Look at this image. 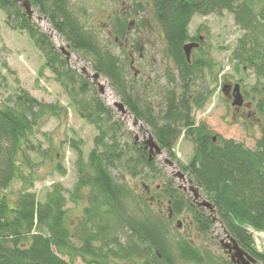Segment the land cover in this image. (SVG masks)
<instances>
[{
  "label": "trees",
  "instance_id": "1",
  "mask_svg": "<svg viewBox=\"0 0 264 264\" xmlns=\"http://www.w3.org/2000/svg\"><path fill=\"white\" fill-rule=\"evenodd\" d=\"M30 1L73 52L92 58L93 69L110 82L131 114L152 129L163 149L175 157L173 149L181 136L192 142L193 153L184 171L216 206L221 222L240 246L264 263V254L255 249L254 239V232L264 233V139L254 149L234 140L214 141L209 127L196 123L195 111L206 105L210 91L194 92V82L205 68L213 73L214 65L205 58L188 61L183 49L188 42L203 45V41L190 36L194 16L232 14L245 33L232 60L254 72L257 83L251 89V100L264 115V0H138L151 6L153 19L164 36L165 53L175 68L169 72L171 88L179 81L184 89L182 94L173 90L156 115L150 113L146 103L140 106L134 101L136 86L128 80L123 62L81 24L70 0ZM0 10L11 30L29 36L44 56L45 68L68 95L78 115L98 131L86 164L89 170L81 158V141L71 143L81 162L73 198L87 203L78 225L73 226L63 187L54 186L43 202L29 191L39 167L49 158L40 156V162H33L28 153L39 151L31 136L45 119H61L65 109L40 102L25 90L0 107V264H74L75 257L90 258L87 264H110L112 259L131 264H179L178 257L187 263L217 264L210 254L185 239L175 243L179 254H174L169 244L168 218L154 214L141 198L134 202V189L111 173L117 169L132 178L144 175L155 182L163 178L155 160L149 161L134 141L122 142L123 137L130 136L124 124L116 120L94 91L92 95L93 84L70 67L50 34L30 21L15 0H0ZM128 30L112 27V34L124 43ZM17 180L22 189L17 200L11 202L5 191ZM161 188L164 195L159 198L171 201L177 215L189 212L198 232L208 236L210 218L191 207L172 181L167 180ZM132 202L139 213L130 208Z\"/></svg>",
  "mask_w": 264,
  "mask_h": 264
},
{
  "label": "rangeland",
  "instance_id": "2",
  "mask_svg": "<svg viewBox=\"0 0 264 264\" xmlns=\"http://www.w3.org/2000/svg\"><path fill=\"white\" fill-rule=\"evenodd\" d=\"M115 2L113 0H70V6L81 24L97 37L100 45L109 48L121 59L126 71H128V80L134 81V87L136 86L134 91L137 92L139 82L135 78V70L131 67L130 57L134 52V45L137 43V40L131 35L129 41L121 45L120 42L115 40V36H111L112 27H105L104 24L106 22V14L111 12ZM126 3L129 4L130 0H126ZM148 7L150 12L149 18L152 23L156 24L153 19L151 6ZM34 9L36 15L39 16L38 10L35 7ZM5 21L6 16L0 10V107L7 100H13L16 95L20 94L22 90H25L40 102L58 104L65 109L61 119H45L36 128L33 136H31L32 143L39 151L37 153H28L33 162H40V156L52 159L48 158L44 160V164L39 167V172L36 174L37 180L29 191L36 194L38 201L43 202L46 194L54 186L58 185L63 187L69 223L77 226L87 203L84 200L79 201L73 198L80 177L81 162L79 153L72 147L71 143L72 140L81 141V158L85 169L89 170L86 164L89 161V155L94 149V141L98 136V131L93 125L78 115L68 95L54 80V76L50 70L45 68L44 56L35 47L29 36L25 32L11 30ZM33 23H36L44 32L50 34L57 48L62 45H67L62 36L52 29L47 19L40 22L35 20ZM189 31L191 37L199 39L202 36L203 38V45L200 46L199 50L195 49L192 51L191 59L205 58L214 65L213 73L205 68L202 73L198 74L199 78L194 82V86H196L192 89L194 92L197 90L210 91V97L206 105L195 111L194 118L196 123H205L212 131L213 137L234 140L243 143L248 148H256L260 141L264 139V115L259 113L256 103L251 100V89L257 83V78L252 70L238 66L232 60L233 51L237 47L239 39L245 33L235 24L233 15L228 12H224L222 15H210L206 17L196 15L191 21ZM161 54L163 58L157 56L156 62L150 64V69L144 75V83L148 85V78L151 77L150 87L153 83L152 87L156 92L160 93L158 97L156 94L151 97V101L154 102L157 110L165 107V100L171 95L173 90L177 94H182L184 91L180 87L179 81L175 84V88H171L169 72L171 71L173 73L175 69L174 63L168 58L165 52L163 53L162 51ZM69 65L80 74L81 68L84 66L88 67L90 72L94 71L92 58L84 56L79 51L73 52V57L69 61ZM139 66L137 65L136 69ZM86 79L89 80L88 78ZM89 81L92 83L91 80ZM225 81L240 83L245 96L252 104L250 108L243 110L244 112L241 116H237V120L233 118L232 107L223 98L221 93ZM103 82L107 85L105 96H101L94 85H92L93 89H90V92L94 91L96 93V96L102 103L112 110L116 120L123 123L126 131L130 133V136L126 135V137H123L122 142L132 143L135 138V133L140 134V128L134 127V116L132 114L124 117L117 112L113 104L115 101L121 100V98L110 86V82L104 77ZM108 93L110 95L112 94L115 99H109L107 96ZM144 127L153 134L150 127L146 124H144ZM193 148L192 142L184 136H181L173 149L175 157L171 153L167 154L166 152L164 155L157 157L155 159V166L163 178L155 182L151 178L145 179L144 175L139 178H132L124 171L119 173L117 169H112L111 173L118 181L125 182L129 187L134 189L137 194L134 202L141 198L154 214H158L160 213L158 206L149 203L147 195L141 189V184H149L155 189L156 186H164L167 180L172 181L174 179V169L165 164L167 158L173 160L177 168L186 173L183 167L189 164ZM59 166L60 169H58ZM25 173L28 174L29 170L25 169ZM186 177V181L184 182L176 179L173 185L175 187L178 185L189 187L190 184L187 179L191 178L188 173H186ZM136 184L140 186L139 189H135ZM21 189L22 183L19 180L14 181L11 187L5 191V195H8L10 201L13 202L19 197ZM200 194L204 199L209 200L202 189L200 190ZM134 202L129 204L130 208H133L132 211L139 213V210L137 211L135 208ZM165 202L167 204L168 201L165 200ZM206 212V215L210 218V212L207 210ZM161 215L164 220H167L168 210L165 209ZM216 217L221 221L218 212H216ZM176 225V222H170L169 229L167 230L169 232V244L176 256L179 253L175 247V243L181 239H185L194 244L195 247H201V251L210 254L217 261V264L230 262L220 246V239L224 233L222 225L219 222L216 224L212 223V228L208 236L201 235L198 232L196 224L188 236L184 235L182 230H177ZM256 234L257 232H254V239ZM255 249L264 254V234L257 235ZM60 256L64 260L70 261L69 257ZM75 258L74 264H87L91 260L88 257L85 258L86 260L82 257ZM178 260L180 262L179 264H194L184 262L179 257ZM111 261L110 264H131L117 259H112Z\"/></svg>",
  "mask_w": 264,
  "mask_h": 264
},
{
  "label": "flooded vegetation",
  "instance_id": "3",
  "mask_svg": "<svg viewBox=\"0 0 264 264\" xmlns=\"http://www.w3.org/2000/svg\"><path fill=\"white\" fill-rule=\"evenodd\" d=\"M116 1L111 9V12L106 14V22H104L105 27H129L127 31V38L125 39L124 43L126 44L129 41L131 35H133L137 43L134 45V52L131 54V67L135 70V78L139 82V88L137 92H135L134 101L141 106V103H146L150 113L154 115L158 114L160 110H157L154 102L151 101L152 95L160 96L159 92L152 87L153 83L150 87V83L152 78H148V85L144 83L145 72L150 69V64L156 62V57H162V51L165 52L166 49V42L164 40L163 34L159 31V28L156 24L151 22L149 18L150 12L148 4L144 1L140 3L138 0H130V3L127 4L126 0H113ZM140 6V8H139ZM126 22V25L123 24ZM111 36L113 35L112 32L110 33ZM200 41H203L202 36L199 37ZM116 41L119 42L118 38H115ZM194 43V42H191ZM197 43V42H195ZM200 44V43H199ZM201 46V44H200ZM195 50V49H194ZM165 59V58H164ZM137 65H140L138 69H136ZM238 83L225 81L223 83V87L225 85L232 86L231 88H227L225 92L222 89V96L225 100H227L232 107L233 118L237 120V116H241L243 114V110L248 109L251 107V103L248 101L247 97L245 96L242 85L241 86V93L244 96V105L241 108H237L232 105L234 101V87ZM184 93V91H183ZM171 96V95H170ZM169 96V97H170ZM165 102L168 100V98ZM139 121L144 126L145 122L143 120ZM144 123V124H143ZM147 125V124H146ZM148 126V125H147ZM149 127V126H148ZM140 128V127H139ZM145 128V127H144ZM146 131H149L145 129ZM139 136V140L136 142L134 138V143L138 145V149L143 153V155L149 158V151L144 149V139L147 136V133L140 129V134L135 133ZM167 151V150H166ZM169 152V151H168ZM170 153V152H169ZM168 153V154H169ZM175 164V163H174ZM176 165V164H175ZM177 167V166H176ZM186 175V173H185ZM187 178V177H186ZM174 180V181H173ZM172 180V183L175 182L176 178ZM179 181L184 182L185 179H178ZM189 181V179H187ZM136 189H139L140 186L138 184L135 185ZM142 189V184H141ZM176 189L181 192L183 196L186 197V200L189 202V205L196 209L197 211H201L206 214V209L199 205V201H195L191 196L190 185L189 187L186 186H177ZM144 192V191H143ZM148 198H154V202L152 205L156 204L159 208L160 213H164V210H168V220L170 222H176L180 224L181 229L185 235H189L192 229L195 227V220L193 216L187 212L186 210L181 214H175L172 208V202L168 201L167 204L165 199L159 198L160 195L163 194V190L161 186H157V188H153L150 186V191L144 192ZM170 212L172 216H170Z\"/></svg>",
  "mask_w": 264,
  "mask_h": 264
},
{
  "label": "water",
  "instance_id": "4",
  "mask_svg": "<svg viewBox=\"0 0 264 264\" xmlns=\"http://www.w3.org/2000/svg\"><path fill=\"white\" fill-rule=\"evenodd\" d=\"M15 2L20 6L21 9H23L25 15L27 18L35 22V20H38L39 22L42 20H46L45 17L37 16L36 11L33 7V4L30 0H15ZM200 47L199 43H188L185 44L183 49L185 52V55L187 57L188 61H191V54L194 49H197ZM58 50L61 52V54L67 59L69 62L73 57V52L71 51V46L69 44L62 45L58 47ZM81 74L92 81V84L95 86V88L98 90V93L101 96H105L107 92V85L103 82V76L96 72L95 70L93 72H90L88 67L81 68ZM230 85H225L223 87V91L227 88H231ZM234 101L232 103L233 106L237 108H241L244 105V96L241 93V86L240 84H237L234 87ZM114 108L119 112L122 116L127 117L131 115L130 110L127 108V106L122 102V100H117L114 102ZM134 127H140L141 130L145 131L147 133V136L144 139V149L149 151V161H153L157 157H160L164 155L166 152L167 154L169 152L165 151L154 135L150 131H146L142 123L139 121L138 118L134 117ZM136 142L139 140V136L136 135L135 137ZM214 141H217V138L214 137ZM165 164L174 169L173 177L176 179H185L186 181V175L182 170H179L174 162L170 159L165 160ZM190 184V191L192 193L193 199L195 201H199V205L203 208H205L207 211L210 212L211 221L213 224L220 223L223 228V237L220 239V246L225 254V256L228 258V260L232 264H264L261 263L258 259H256L252 254H250L248 251H246L244 248L240 246L238 241L230 234V232L227 230V228L224 226V224L218 220L216 217V206L207 199H204L202 195L200 194L201 188L194 184V181L192 179H189ZM143 189L147 192L150 191V187H148L146 184H142ZM149 202H154V198H148ZM170 216H172V213L170 212ZM176 229L180 230L181 226L180 224L176 225Z\"/></svg>",
  "mask_w": 264,
  "mask_h": 264
},
{
  "label": "bare ground",
  "instance_id": "5",
  "mask_svg": "<svg viewBox=\"0 0 264 264\" xmlns=\"http://www.w3.org/2000/svg\"><path fill=\"white\" fill-rule=\"evenodd\" d=\"M42 24L44 25V23H42ZM189 43H191V42H189ZM187 44H188V43H187ZM107 96H108L109 99H111V100H114V99H115L114 96H113L112 94L110 95V94L108 93Z\"/></svg>",
  "mask_w": 264,
  "mask_h": 264
}]
</instances>
